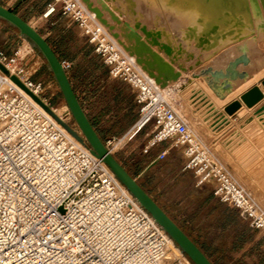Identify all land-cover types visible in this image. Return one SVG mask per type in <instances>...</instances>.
<instances>
[{
    "label": "built area",
    "instance_id": "obj_1",
    "mask_svg": "<svg viewBox=\"0 0 264 264\" xmlns=\"http://www.w3.org/2000/svg\"><path fill=\"white\" fill-rule=\"evenodd\" d=\"M58 10L88 34L110 76L131 86L139 105L133 135L154 128L145 152L167 143L158 155L162 159L168 149H181L182 169L193 173L197 185L211 186L217 200L264 233V209L210 152L155 78L81 0H52L46 15ZM19 55L0 47V62L11 75L53 108L47 98L50 84L33 79ZM110 144L106 142L108 148ZM173 245L89 144L0 69V264H185L180 256L167 258Z\"/></svg>",
    "mask_w": 264,
    "mask_h": 264
},
{
    "label": "rangeland",
    "instance_id": "obj_2",
    "mask_svg": "<svg viewBox=\"0 0 264 264\" xmlns=\"http://www.w3.org/2000/svg\"><path fill=\"white\" fill-rule=\"evenodd\" d=\"M51 1L52 0H20L15 9H17L20 15L48 40L58 55L64 51L66 54L74 56L78 53L80 46H83V51L87 50L89 52V62L91 64V70H93L94 73L90 80H81L80 85L82 86V90H80V96L78 94L77 96L86 114L90 117V120L92 118L95 129L102 131L100 132L102 135L104 133V135L118 136L119 133L126 129V125H128L127 123L131 119V112L129 110L123 111L118 109L123 103L128 104V102H124L123 97L128 91H126V89H120L117 86H111L105 90L104 94H100L101 89L98 85L101 84L104 77V61L102 56L94 52L95 47L88 41V34L71 18L63 15L60 10L48 16L46 15L47 3ZM255 1L258 5V10L261 12L259 1ZM125 17L127 20L129 19V17ZM146 21L149 24L152 22L149 18L146 19ZM1 22L5 23V21ZM237 23V25H243L244 21L239 19ZM260 26L264 27V19L261 21ZM11 29L14 33L13 38L9 40L0 29V47L11 54L19 51V56L28 67V74H32L35 80H42L46 84H50L47 98L52 107L62 111L66 121L73 128L81 132L44 56L34 47L28 38L21 35L17 28L12 27ZM256 35L257 33L254 30L250 37L257 38ZM250 43L248 39H245L242 44H238V47L241 50L243 49V51L249 50ZM234 50V54H238V49L236 50L235 48ZM251 50H254L255 67L251 68L249 72L255 75V81L264 75V39L259 41V45L255 49ZM195 55H201V57H203L204 53L196 51ZM233 56L232 53L225 61L231 59ZM216 58L217 56H214L205 60L200 65L194 66L191 75H193V73H200L203 67L209 65H224L216 63ZM37 60L38 63H35ZM84 66L85 65L78 70V74L81 76H85L86 71H88ZM188 78L189 80L191 79L190 77ZM191 83L187 81L185 87L191 85ZM191 89L192 87L189 88V91H191ZM191 95L192 94L188 97ZM210 96L211 94L209 95V93L203 94L202 91L198 92L197 90V95L188 98V101H186L180 96L179 88H176L175 92H173L170 97L173 100L176 98V101H178V103L174 101L177 104L176 106L179 107L180 112L186 114L185 116L191 127L211 148L217 159L229 169L242 186L252 193L254 198L258 200L261 208L264 209V145L262 144V142H264L262 141L264 138V131L260 133L256 132L258 123L250 127L241 128V125L249 118L245 113L242 114V117L236 124L237 128L234 131H226V120L221 122V117H219L222 111L226 112L223 110V104L218 100H211ZM201 109L203 110V115L200 117L198 111ZM261 113L264 114V107ZM209 121L213 126L217 125L215 128L216 133H206L203 131L202 128L206 126ZM263 126L264 123L260 126V128L262 127L261 130ZM130 134V136H132L133 133ZM207 134H210L211 137L208 138ZM258 136H262V138H258ZM244 143H246L245 145H248L247 143L251 144L250 150L239 149L243 147L242 145ZM172 153L174 155H170L167 161H161L157 163V166H153L146 170L142 177L139 178L138 182L145 187L146 191L152 195L161 207L167 211L183 229L188 231L196 241L201 243L202 247L206 249L209 255H213L211 252L212 248H214L216 242L221 240L218 233L220 231V224L216 217L217 213L216 215L207 214V210L208 208H222V205L219 207L220 204L218 205V202L220 201L215 197V200H210L213 194L211 186L197 185L193 173L182 169L183 159L180 155L176 152ZM115 155L117 159L121 160L123 158L119 153ZM134 162L135 165H138V168H144L149 164L144 157L134 158ZM222 204L223 206L225 205L233 208L228 204ZM202 216H204V218H202ZM257 232L260 235L259 240L264 243V233L259 230H257ZM223 237V239H225V236ZM260 254L264 257V251L262 249H260ZM185 256L188 258L186 254ZM189 261L193 264L190 259ZM184 263L188 264L186 260H184ZM216 263L225 264V260L221 259L216 261Z\"/></svg>",
    "mask_w": 264,
    "mask_h": 264
},
{
    "label": "bare ground",
    "instance_id": "obj_3",
    "mask_svg": "<svg viewBox=\"0 0 264 264\" xmlns=\"http://www.w3.org/2000/svg\"><path fill=\"white\" fill-rule=\"evenodd\" d=\"M81 1L88 12L97 18L100 25L107 29L114 41L158 80L164 93L178 111H180L176 106L178 101L170 97L176 88H179L180 96L186 101L193 97L195 84L197 88H205L207 91H211V87L215 93L224 98V94L217 89L221 79H223L222 88L227 90L232 88L233 84L237 86L239 79L246 81L247 72L238 70V66L250 68L255 64L254 50L251 49H255L259 41L264 39V27L260 26L264 19V0H258L261 12L255 0ZM125 16L129 19L127 20ZM148 18L152 20L151 24L147 23ZM239 19L244 21L243 25H237ZM254 30L257 38L250 37ZM245 39L251 43L249 50L243 51L238 46ZM235 48L238 49V54H234ZM196 51L204 53V56H196ZM232 53L234 56L225 61ZM243 55H246L247 61L242 59ZM214 56H217L216 63L227 65L224 70L209 65L203 67L200 73L191 75L194 66ZM220 66L223 65L214 67ZM188 77L191 79L189 80ZM235 80L236 82H232ZM187 81L192 83L185 87ZM262 83L264 78L260 81V84ZM191 87L192 92L189 91ZM189 93L192 94L190 97H188ZM52 110L63 122L68 123L62 111L57 108ZM137 127L135 126L130 133ZM76 131L83 136L82 132ZM125 140L126 137L115 143L113 147H107L108 150L114 154ZM206 146L213 153L207 144ZM256 201L259 204L258 200ZM259 207L261 208L260 204ZM179 256L186 260L181 248L177 244L173 245L167 258L173 260Z\"/></svg>",
    "mask_w": 264,
    "mask_h": 264
},
{
    "label": "crops",
    "instance_id": "obj_4",
    "mask_svg": "<svg viewBox=\"0 0 264 264\" xmlns=\"http://www.w3.org/2000/svg\"><path fill=\"white\" fill-rule=\"evenodd\" d=\"M20 0H0V4L10 8L12 11L20 15L19 11L15 9V7L18 5V2ZM49 3V2H48ZM47 3V5H48ZM21 16V15H20ZM22 17V16H21ZM24 18V17H23ZM1 21H5L0 18V29L4 32L6 38L9 40L10 38H13V30L11 29L14 27L7 21L5 23H2ZM11 27H9L8 25ZM16 28V27H15ZM79 43V41H78ZM75 44V42H74ZM86 49V48H84ZM7 52V51H6ZM95 52V51H94ZM8 54H11L7 52ZM96 53V52H95ZM60 59L63 61L64 64H69V67L66 69L68 76L70 78V81L72 83V86L76 92L80 96V90H82V86L80 85L81 80H90V78L93 76L94 71L91 70V64L89 62V52L86 50L83 51V46H80L78 53L74 56H70L66 54V52L62 51L59 53ZM35 63H38V60L35 61ZM87 68L88 71H86L85 76H81L78 74V70L83 66ZM227 65H223L220 67H214L217 69L224 70ZM255 67L254 65L250 68L243 67L241 68L238 66V70H245L248 74V79L242 80L239 79V84L235 86L233 84L232 88L227 90V88H222V80L221 79L218 83V91L221 94H224V98L219 96L217 93L214 92V90L210 87L211 91H207L205 88H201L194 85L196 89H194L193 96L197 95V90L202 91L203 94L209 93L211 94V100H218L221 102L222 107H224L223 110H225V106L232 103L233 101H240L242 106L238 109V111L232 115L227 114L226 112H223L219 115L221 117V122L226 120L225 130L227 131H234L237 126L236 124L239 122L240 118L242 117V114H246L249 116V118L241 125V128L250 127L258 123V127L256 128V132L260 133L264 131L261 130L260 126L263 125L264 122V114L261 113L263 107H264V98L261 99L259 102H257L252 107L247 106L241 99V95L245 93L247 90L252 88L253 86L260 84V81L264 78V75L260 77V79L254 81V74H250L249 70L251 68ZM104 68V77L101 81V84L98 85V87L101 89L100 94H104L105 90H107L111 86H117L120 89H126L127 94H124V102H128V104H122L119 106L118 109L123 111H130L131 112V119L128 121V125H126V129L119 133V135H102V131H96L98 132L101 139L106 143L108 141H111V147L117 142H120L123 140V138L126 137L125 142L123 145L117 149L114 152V155L116 153H119L123 156V158L120 160L118 159L124 167L137 179L139 180L140 177L145 173L146 170L150 169L153 166H157V163L161 161H167L169 159V156H173L174 154L172 152H176L180 155V157L183 159L182 151L181 149L177 148H170L168 149V152L166 156L162 159L158 157L160 152H162L164 149L168 148L167 143H161L158 145H155L149 149L148 152H145V147H147L148 140L151 138L154 128L152 125H149L145 128L140 129L138 132H136L133 136H130V132L132 130L133 125L135 124L138 116H139V105L136 102L135 99V93L132 90L131 86L126 83L123 80L120 79H113L109 74V68L106 64L103 63ZM204 77V76H202ZM205 78V77H204ZM232 82H236L232 81ZM87 89V86H86ZM207 100V99H206ZM195 104V103H194ZM197 104V103H196ZM221 107V106H220ZM226 111V110H225ZM203 110H199L198 113L200 117L203 115ZM88 116V115H87ZM89 117V116H88ZM90 119V117H89ZM91 118V122H92ZM93 124V123H92ZM94 126V125H93ZM217 125L213 126L212 123L209 121V123L206 124L202 129L204 132H210V133H216L215 128ZM135 128V127H134ZM137 131V128L134 130V132ZM132 132V133H134ZM244 143L241 147L242 149H249L250 145H245ZM264 144V143H262ZM116 156V155H115ZM137 157H144L149 164H147L146 167H137L138 165H135L134 158ZM144 187V186H143ZM145 188V187H144ZM148 192V191H147ZM149 193V192H148ZM150 194V193H149ZM152 196V195H151ZM210 200H215L213 194L210 197ZM220 204V205H219ZM219 207L222 208H208L207 214L216 215L219 221V238L221 240L219 242H216L214 248H212V254L209 255L207 253L206 249H204L200 242L196 241L192 235L190 237L203 249V251L208 255V257L214 262V264H217L216 261L219 260H225V264H264V257L260 254V249L264 251V243H262L259 239L260 235L257 232V230L253 229L249 221L245 219L240 212L235 208H230L227 206H223L222 203L218 202ZM204 218V216H202ZM202 220V219H200ZM225 236V239H223ZM212 246V245H211Z\"/></svg>",
    "mask_w": 264,
    "mask_h": 264
},
{
    "label": "water",
    "instance_id": "obj_5",
    "mask_svg": "<svg viewBox=\"0 0 264 264\" xmlns=\"http://www.w3.org/2000/svg\"><path fill=\"white\" fill-rule=\"evenodd\" d=\"M0 18L16 27L21 35L28 38L46 59L51 71L58 82L64 98L70 108L83 136H81L68 123L63 122L38 95L31 91L16 75H11L10 70L0 62V69L10 75L19 86L29 93L35 101L44 107L59 123H61L80 142L89 144L94 155L101 158L112 169L118 180L132 193L140 205L146 209L157 223L170 235L174 242L181 248L184 254L193 264H214L203 249L188 235V233L165 211L161 205L146 191L138 180L124 167V165L112 154L106 143L101 139L87 116L68 76L66 67L48 40L28 21L0 4ZM247 61L246 55L242 56ZM143 68V67H142ZM144 70L146 68H143ZM148 71V70H147ZM153 77V75L149 72ZM156 80V79H155ZM158 83V80H156ZM247 106L252 107L264 98V83L258 84L247 90L241 96ZM241 104L233 101L226 106V112L235 113ZM186 115V114H185ZM208 138L211 137L207 134Z\"/></svg>",
    "mask_w": 264,
    "mask_h": 264
}]
</instances>
